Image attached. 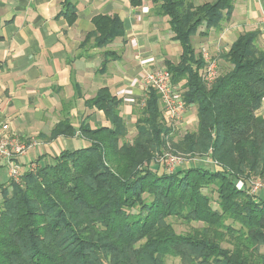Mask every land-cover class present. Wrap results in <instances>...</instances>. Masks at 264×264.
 <instances>
[{"label":"trees","instance_id":"16d2710c","mask_svg":"<svg viewBox=\"0 0 264 264\" xmlns=\"http://www.w3.org/2000/svg\"><path fill=\"white\" fill-rule=\"evenodd\" d=\"M75 2L64 6L70 23ZM152 3L182 48L180 61H166V69L182 87L186 107H196V129L175 131L151 89L138 109L137 134L128 140L120 101L101 90L88 106L102 111L110 126L84 124L86 148L63 152L2 188L0 264H166L169 257L182 264H264V198L236 186L240 178L264 177V117L257 114L264 101L261 32L240 34L229 51L214 56L218 77L208 85L194 39L230 21L234 0ZM94 24L88 39L97 47L124 35L118 17L99 16ZM75 134L61 124L53 136ZM168 144L174 153L217 165L167 172L155 160ZM173 220L190 230L177 233Z\"/></svg>","mask_w":264,"mask_h":264},{"label":"crops","instance_id":"0c3cea01","mask_svg":"<svg viewBox=\"0 0 264 264\" xmlns=\"http://www.w3.org/2000/svg\"><path fill=\"white\" fill-rule=\"evenodd\" d=\"M68 1L0 0V131L37 142L19 160L23 175L31 163L45 166L63 152L86 148L89 142L80 133L84 124L110 126L102 111L88 106L101 90L120 101V114L136 135L138 109L149 92L145 74L166 68V61H180L182 48L173 39L168 18L153 14L152 0H76L74 23L64 15ZM234 6L231 20L219 30L195 37L198 53L206 48L219 57L240 34L254 30L261 32L264 48V0H234ZM99 16L118 17L124 25V35L105 47L88 39ZM257 114L264 117V101ZM61 124L76 134L54 137ZM197 125V109L190 107L173 127L183 134ZM10 183L0 162V203L2 188Z\"/></svg>","mask_w":264,"mask_h":264},{"label":"built area","instance_id":"2783aa9c","mask_svg":"<svg viewBox=\"0 0 264 264\" xmlns=\"http://www.w3.org/2000/svg\"><path fill=\"white\" fill-rule=\"evenodd\" d=\"M201 55L206 63L205 68L201 71L203 80L211 85L218 77L219 61L206 49L202 48ZM145 88L149 91L154 89L160 96L163 113L168 122L173 124L181 120L186 112V104L183 98V89L180 85H175L172 81L171 73L164 67H156L145 74L143 78ZM37 146L36 141L26 142L18 136L6 135L0 131V162L7 169L11 181L19 183L23 174L21 173L20 158L27 155L29 150ZM166 159L170 155H164ZM159 159V162L164 157ZM204 159V160H202ZM198 161L200 164L204 162L217 165L208 157L187 159L182 155H171L170 164L164 168L167 172H173L177 168L185 167L187 163ZM42 166L31 163L28 165L27 173L35 174ZM236 186L240 190H249L250 194L258 200L262 199L264 192V179L259 176L251 175L245 179H238Z\"/></svg>","mask_w":264,"mask_h":264},{"label":"rangeland","instance_id":"374dc122","mask_svg":"<svg viewBox=\"0 0 264 264\" xmlns=\"http://www.w3.org/2000/svg\"><path fill=\"white\" fill-rule=\"evenodd\" d=\"M205 1H203V2H205ZM208 1H211V0H208ZM177 44L180 47L179 43H177ZM179 49H181V47ZM134 136H135L134 133L129 132V135H128V138L127 139L128 140H131V139L134 138ZM168 147H169L168 150H163L162 152H164V155H167V154L170 155L169 158L166 159V157L164 156L160 162H159V159L160 158L158 160H155V162L157 164L161 165L163 168H165V167L167 168L168 165L170 164L171 155H176L177 154V153H174V151L171 149V147H170L169 144H168ZM177 155H180V154H177ZM186 158L187 159H190L188 157H186ZM195 158H202V157L197 156ZM191 159H193V158H191ZM202 160H204V159H202ZM195 162H197V161H195ZM195 162H191V163H193V165L196 164V165H201L202 167H209V168H212V165H213L212 163H208V162H204V163H201V164L200 163H195ZM151 166L154 168L155 167L154 166V163H152ZM261 178L264 179V177H261ZM205 193L208 194L214 201H217L218 195L215 193V191H213V189H207V190H205ZM261 194L263 196L262 198H264V192H262ZM213 206H214V208H218V205L215 202H214V205ZM173 223H174V226H175V229H176L177 233H184V232H187V231L190 230V228H189L190 226L188 227L185 224H181V222H177V221L173 220ZM193 225L194 226H201V224H193ZM263 251H264V248H263ZM166 264H182V263H181L180 259H178V258L169 257L166 260Z\"/></svg>","mask_w":264,"mask_h":264}]
</instances>
